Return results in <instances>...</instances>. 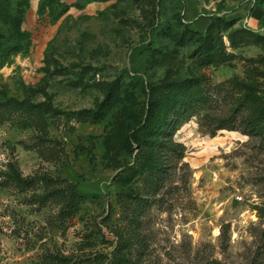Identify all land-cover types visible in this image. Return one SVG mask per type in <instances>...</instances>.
<instances>
[{
	"label": "rangeland",
	"instance_id": "obj_1",
	"mask_svg": "<svg viewBox=\"0 0 264 264\" xmlns=\"http://www.w3.org/2000/svg\"><path fill=\"white\" fill-rule=\"evenodd\" d=\"M215 18L237 22L219 35L233 58L204 65ZM237 30L264 39V0H0V101L51 106L0 126V264H264V139L244 104L264 99V42L235 47ZM188 80L202 98L163 172L142 173L124 130L153 87ZM111 87L107 117L80 122Z\"/></svg>",
	"mask_w": 264,
	"mask_h": 264
},
{
	"label": "trees",
	"instance_id": "obj_2",
	"mask_svg": "<svg viewBox=\"0 0 264 264\" xmlns=\"http://www.w3.org/2000/svg\"><path fill=\"white\" fill-rule=\"evenodd\" d=\"M12 0H3L5 6ZM42 14L47 12L46 6H41ZM235 20H226L225 18L211 19L206 29V35L203 37L206 42L205 55L203 58L204 65H216L229 62L233 55L226 53L223 46V39L219 38L222 33L229 32L235 25ZM15 31L21 35L19 24H15ZM196 36L200 32L191 31ZM233 46L239 44H255L261 45L263 38L250 33L246 30H237L230 37ZM15 53L22 51L19 44L12 49ZM168 91L163 88L153 87L150 92L149 107L143 115L142 120L131 127L124 130V145L129 150L134 149V144L139 150V155L144 157V164L141 165L142 173L147 172L151 176L159 175L164 170L163 159L167 152L174 150L172 141L169 138L171 133L177 128L181 119L189 110L194 109L202 98L203 87L198 80H188L183 82H174L168 86ZM119 98L114 87L107 91V102L104 103L96 113L82 111L78 115L80 122L91 123L100 121L107 117L108 113L118 104ZM248 110L246 126L254 134L264 139V99L260 98L250 89V95L244 101ZM51 109L46 102L36 104L30 101H0V126L16 114H25L34 119H41ZM127 123L124 125V127ZM116 135L114 137V140ZM15 178L19 180L20 185L29 183L20 175L15 174ZM32 182V181H31ZM30 182V184H31ZM71 190L69 203L67 204L68 216L75 215L80 206V196L76 192L75 185L70 184ZM61 196V194H60ZM124 263V262H123Z\"/></svg>",
	"mask_w": 264,
	"mask_h": 264
},
{
	"label": "bare ground",
	"instance_id": "obj_3",
	"mask_svg": "<svg viewBox=\"0 0 264 264\" xmlns=\"http://www.w3.org/2000/svg\"><path fill=\"white\" fill-rule=\"evenodd\" d=\"M252 217H253V220L257 219V217H254V216H252Z\"/></svg>",
	"mask_w": 264,
	"mask_h": 264
},
{
	"label": "built area",
	"instance_id": "obj_4",
	"mask_svg": "<svg viewBox=\"0 0 264 264\" xmlns=\"http://www.w3.org/2000/svg\"><path fill=\"white\" fill-rule=\"evenodd\" d=\"M241 201L243 200V198H239Z\"/></svg>",
	"mask_w": 264,
	"mask_h": 264
},
{
	"label": "crops",
	"instance_id": "obj_5",
	"mask_svg": "<svg viewBox=\"0 0 264 264\" xmlns=\"http://www.w3.org/2000/svg\"><path fill=\"white\" fill-rule=\"evenodd\" d=\"M209 25V24H208ZM208 25H207V27H208Z\"/></svg>",
	"mask_w": 264,
	"mask_h": 264
}]
</instances>
